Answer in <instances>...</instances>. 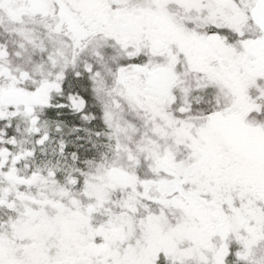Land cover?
<instances>
[{"label": "snow or ice", "instance_id": "obj_1", "mask_svg": "<svg viewBox=\"0 0 264 264\" xmlns=\"http://www.w3.org/2000/svg\"><path fill=\"white\" fill-rule=\"evenodd\" d=\"M0 264H264V0H0Z\"/></svg>", "mask_w": 264, "mask_h": 264}]
</instances>
